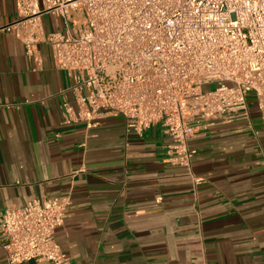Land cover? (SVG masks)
I'll return each mask as SVG.
<instances>
[{
	"label": "crops",
	"instance_id": "crops-1",
	"mask_svg": "<svg viewBox=\"0 0 264 264\" xmlns=\"http://www.w3.org/2000/svg\"><path fill=\"white\" fill-rule=\"evenodd\" d=\"M16 15L17 0H0V28ZM43 23L57 28L51 14ZM37 48L29 57L0 30V212L69 195L55 237L70 264H264V125L253 92L248 116L191 140L196 184L187 167L163 160L160 126L138 136L119 115L64 125L70 78L49 44Z\"/></svg>",
	"mask_w": 264,
	"mask_h": 264
},
{
	"label": "built area",
	"instance_id": "built-area-1",
	"mask_svg": "<svg viewBox=\"0 0 264 264\" xmlns=\"http://www.w3.org/2000/svg\"><path fill=\"white\" fill-rule=\"evenodd\" d=\"M46 14L55 30L45 31ZM0 30L29 57L50 45L71 81L61 91L64 125L91 128L119 115L138 136L160 126L163 160L187 167L196 184L191 140L248 116L250 92L264 125V0H17L16 17ZM70 205L69 195L32 197L1 211L5 264H70L55 237Z\"/></svg>",
	"mask_w": 264,
	"mask_h": 264
},
{
	"label": "rangeland",
	"instance_id": "rangeland-1",
	"mask_svg": "<svg viewBox=\"0 0 264 264\" xmlns=\"http://www.w3.org/2000/svg\"><path fill=\"white\" fill-rule=\"evenodd\" d=\"M209 88H210V87L207 86V85L203 87L204 90H207V89H209ZM248 98H249V97H248Z\"/></svg>",
	"mask_w": 264,
	"mask_h": 264
}]
</instances>
